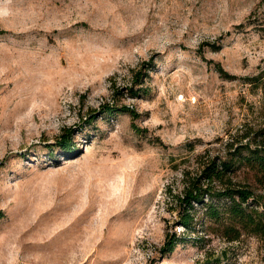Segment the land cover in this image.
Returning a JSON list of instances; mask_svg holds the SVG:
<instances>
[{"label": "rangeland", "instance_id": "374dc122", "mask_svg": "<svg viewBox=\"0 0 264 264\" xmlns=\"http://www.w3.org/2000/svg\"><path fill=\"white\" fill-rule=\"evenodd\" d=\"M262 71L264 0H0V264H264L172 196L264 125Z\"/></svg>", "mask_w": 264, "mask_h": 264}, {"label": "trees", "instance_id": "16d2710c", "mask_svg": "<svg viewBox=\"0 0 264 264\" xmlns=\"http://www.w3.org/2000/svg\"><path fill=\"white\" fill-rule=\"evenodd\" d=\"M254 19L248 17L247 22ZM243 25L240 22L237 27ZM216 69L222 76L234 77L218 63ZM243 79L264 94L263 71ZM64 145L66 150L71 147L69 143ZM197 156L196 169L184 171L181 191L172 194L177 202L174 225L179 223L194 231L199 223L228 240L237 239L243 232L264 235V125L228 140L220 154ZM240 170L244 171L243 178H237ZM198 212L204 216L203 221ZM182 237L175 230L167 232L161 252H170Z\"/></svg>", "mask_w": 264, "mask_h": 264}]
</instances>
